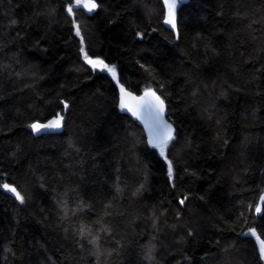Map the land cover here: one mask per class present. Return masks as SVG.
Returning a JSON list of instances; mask_svg holds the SVG:
<instances>
[{
    "label": "trees",
    "instance_id": "trees-1",
    "mask_svg": "<svg viewBox=\"0 0 264 264\" xmlns=\"http://www.w3.org/2000/svg\"><path fill=\"white\" fill-rule=\"evenodd\" d=\"M94 2L0 0V264H264V0ZM81 48L164 100V155Z\"/></svg>",
    "mask_w": 264,
    "mask_h": 264
},
{
    "label": "snow or ice",
    "instance_id": "snow-or-ice-1",
    "mask_svg": "<svg viewBox=\"0 0 264 264\" xmlns=\"http://www.w3.org/2000/svg\"><path fill=\"white\" fill-rule=\"evenodd\" d=\"M164 3L167 5L168 8V18L164 21L166 24H170L173 28L175 27V0H164ZM77 6H80L82 4V7L84 9H87L89 12H92L96 7V3L94 0H76ZM73 9L71 7L68 8V12L71 14ZM76 35H80V30L77 27ZM80 51L84 54V60L87 64H89L93 69H100L101 71H107L112 74L113 77L116 76V70L114 67H109L103 60L100 59H92L88 53L84 50V48H81ZM121 93L124 94V96H128L130 94L125 93L123 87H121ZM124 96L121 98V109H127L128 111H131L133 115L138 116H147L148 117V127L151 139L149 140V143L154 148H159L160 154L164 155L165 149L168 146V143L174 139L172 135V128L170 125L166 124L163 120L164 115V101L160 99L159 96L156 95L155 92L152 91H146L144 93V96L140 97L139 99L141 101H146V98L152 97L153 100H148L145 103H141L138 105L137 109L131 108L128 103H126ZM132 99H136L135 97H132ZM67 107V105H65ZM63 117L58 116L56 119L51 120L47 124H33L31 127L34 131L39 132L41 129H58L61 127V121ZM168 174L169 176L172 175V166L171 163H169L168 167ZM0 187H3L5 190L13 192L16 194V197L23 200V197L20 196V193L16 191L15 188L10 187L8 184H4ZM262 201H264V196L260 198ZM183 203V201H181ZM256 213H262L261 207L258 205L255 208ZM253 235H255V232H252ZM260 252L261 255L264 256V240L260 241Z\"/></svg>",
    "mask_w": 264,
    "mask_h": 264
},
{
    "label": "water",
    "instance_id": "water-1",
    "mask_svg": "<svg viewBox=\"0 0 264 264\" xmlns=\"http://www.w3.org/2000/svg\"><path fill=\"white\" fill-rule=\"evenodd\" d=\"M179 1H184V0H179ZM176 4V7H175V25L178 21V2H175ZM167 6V5H166ZM95 10V9H94ZM94 10L92 12H89L87 9H85V11L88 13V14H91L94 12ZM174 31L176 32V26L173 28ZM107 72V71H106ZM110 76H112L111 73L107 72ZM113 77V76H112ZM116 82L118 83V87H119V103H120V106H121V98L122 96H124L123 93H121V84L118 82V76L116 74L115 77H113ZM125 93H128L130 95L128 96H124V99L126 101V103H128V105L133 108V109H137L138 105H140L141 103H145L146 101L148 100H153L154 98L152 97H148L146 98V101H141L139 98L144 96V93L141 94V95H137L135 94L134 92L126 89V88H123ZM148 91H152V90H148ZM154 92V91H152ZM156 93V92H155ZM157 96H159L157 93H156ZM132 97H135L136 99H132ZM160 97V96H159ZM161 100H163L161 97H160ZM164 101V100H163ZM164 108H165V111H164V115H163V120L166 124L170 125L173 132H172V135L174 137L175 135V127L174 125L170 122V120L168 119V115H167V106H166V103L164 102ZM123 111L128 114L135 122L138 123L139 126L142 127V129L144 130L145 132V135H146V138H147V142L148 144L153 147L150 143H149V140L151 139V136H150V132H149V127H148V124H147V121H148V117L147 116H138V115H133L131 111H128L127 109H123ZM263 240L260 236H257L255 238V241L258 245V248H259V253L261 255V252H260V241ZM262 256V255H261ZM262 258L264 259V256H262Z\"/></svg>",
    "mask_w": 264,
    "mask_h": 264
},
{
    "label": "rangeland",
    "instance_id": "rangeland-1",
    "mask_svg": "<svg viewBox=\"0 0 264 264\" xmlns=\"http://www.w3.org/2000/svg\"><path fill=\"white\" fill-rule=\"evenodd\" d=\"M175 1H177V0H175ZM169 2H171V0H169ZM81 6H82V4H81ZM95 70H100V69H95ZM61 128V127H60ZM60 128H58V129H52V130H59ZM33 129V128H32ZM34 131V130H33ZM42 131V129L39 131V132H36V131H34L36 134L37 133H40ZM13 193V192H12Z\"/></svg>",
    "mask_w": 264,
    "mask_h": 264
}]
</instances>
